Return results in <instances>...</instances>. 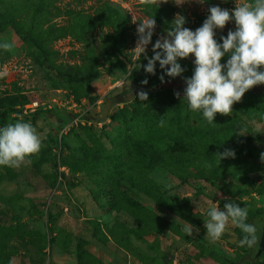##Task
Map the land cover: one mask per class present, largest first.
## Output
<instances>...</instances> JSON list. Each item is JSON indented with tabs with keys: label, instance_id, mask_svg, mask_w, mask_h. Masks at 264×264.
Wrapping results in <instances>:
<instances>
[{
	"label": "rangeland",
	"instance_id": "rangeland-1",
	"mask_svg": "<svg viewBox=\"0 0 264 264\" xmlns=\"http://www.w3.org/2000/svg\"><path fill=\"white\" fill-rule=\"evenodd\" d=\"M217 5L236 0H0V42L15 45L0 50V127L19 118L44 137L27 165L0 166V264H264L231 220L217 241L204 228L228 200L249 222L264 213V84L213 125L183 99L194 54L165 82L159 61L155 75L143 67L177 13L195 31ZM153 17L140 54L137 25ZM225 149L235 157L219 161Z\"/></svg>",
	"mask_w": 264,
	"mask_h": 264
},
{
	"label": "clouds",
	"instance_id": "clouds-1",
	"mask_svg": "<svg viewBox=\"0 0 264 264\" xmlns=\"http://www.w3.org/2000/svg\"><path fill=\"white\" fill-rule=\"evenodd\" d=\"M161 0H140L142 5H155ZM203 2V0H201ZM209 15L202 26L195 31L185 27L186 17L177 13L166 35H161L153 45L152 57H148L145 71L156 74V63L164 73L160 75L165 82V74L176 78L185 69L178 62L179 58L195 55V70L191 77H185L186 87L183 99L189 110L202 113L209 124H215L216 114L228 115L233 112V105L240 102L247 91L254 86L264 84V0H236V6L229 10L220 6H211ZM235 21V30H229L227 36H221L222 43L215 38L216 29H223L229 21ZM132 21L137 19L132 15ZM137 25L136 48L146 55L147 46L152 42L156 27L155 18L140 20ZM15 45L7 40L0 42V50L10 52ZM229 56L227 63H221L222 57ZM170 65V67H168ZM132 66L129 68L131 69ZM6 70L0 71V79L7 76ZM148 80L142 81L147 84ZM139 100H148V93L140 90L131 95ZM179 98L181 93L175 92ZM164 121L161 120V125ZM239 132V131H237ZM239 134L243 135L241 132ZM44 137L37 128L23 119H16L0 127V166L19 168L30 163L32 155L43 147ZM218 160L234 158L235 151L225 149L215 153ZM264 163V152L260 154ZM210 167V165H207ZM204 219L205 237L217 241L224 234L229 220L243 233L240 246L251 249L260 247V229L254 222H249V209L240 203L228 200L223 208L210 205ZM194 225L186 224L183 231L191 236ZM198 231V230H197ZM9 264H14L9 260Z\"/></svg>",
	"mask_w": 264,
	"mask_h": 264
},
{
	"label": "water",
	"instance_id": "water-1",
	"mask_svg": "<svg viewBox=\"0 0 264 264\" xmlns=\"http://www.w3.org/2000/svg\"><path fill=\"white\" fill-rule=\"evenodd\" d=\"M170 67V65L168 66ZM258 228L260 229V234H261V243H260V247L253 249V252H255L256 250H263L264 252V213L258 218V220L256 221Z\"/></svg>",
	"mask_w": 264,
	"mask_h": 264
},
{
	"label": "trees",
	"instance_id": "trees-1",
	"mask_svg": "<svg viewBox=\"0 0 264 264\" xmlns=\"http://www.w3.org/2000/svg\"><path fill=\"white\" fill-rule=\"evenodd\" d=\"M64 75H66L68 78L70 79H75L73 78L70 74L68 73H65ZM83 79H87V80H90L91 79V76L90 75H87V76H84ZM172 106V105H171ZM174 107V106H173ZM249 261H251V258H248Z\"/></svg>",
	"mask_w": 264,
	"mask_h": 264
}]
</instances>
